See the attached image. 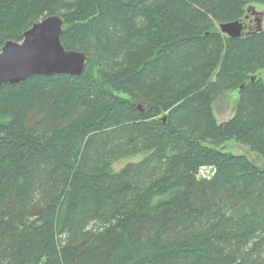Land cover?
<instances>
[{
    "label": "trees",
    "instance_id": "1",
    "mask_svg": "<svg viewBox=\"0 0 264 264\" xmlns=\"http://www.w3.org/2000/svg\"><path fill=\"white\" fill-rule=\"evenodd\" d=\"M250 3L264 0H0V47L59 15L98 74L0 86V264H264V24L216 27Z\"/></svg>",
    "mask_w": 264,
    "mask_h": 264
},
{
    "label": "water",
    "instance_id": "2",
    "mask_svg": "<svg viewBox=\"0 0 264 264\" xmlns=\"http://www.w3.org/2000/svg\"><path fill=\"white\" fill-rule=\"evenodd\" d=\"M250 4L245 6V13L251 11L256 14V26L244 30L246 24L242 18L223 22L218 25L223 35L241 37L263 29V12H255L254 6ZM63 31V19L54 14L32 23L23 32L20 42L6 40L0 47V86L4 83H20L34 74L82 75L89 56L80 51L65 49L61 43ZM137 108L143 111L141 105L138 104Z\"/></svg>",
    "mask_w": 264,
    "mask_h": 264
},
{
    "label": "rangeland",
    "instance_id": "3",
    "mask_svg": "<svg viewBox=\"0 0 264 264\" xmlns=\"http://www.w3.org/2000/svg\"><path fill=\"white\" fill-rule=\"evenodd\" d=\"M254 6L255 12H263L264 14V3H253L250 4ZM247 18V19H245ZM245 18H242L246 23L245 27H252L254 28L256 26V14L251 11H246ZM250 20V21H249ZM261 24H264V15ZM216 27H218L216 25ZM219 28V27H218ZM245 30V29H244ZM86 68H89L92 72L93 76L98 78L97 74V67L92 64V62H89L87 64ZM85 68V70H86ZM254 79L259 76L260 80L264 83V69H261L256 72V74L251 75ZM242 85H240L241 87ZM238 99V89H233L229 91H225L218 95V97L211 103L212 113L215 117L217 122H221L223 120H226L230 118L233 115V109L235 106V103ZM162 116V114H160ZM159 117V116H158ZM210 145V144H209ZM217 148H220L221 150H224L226 152H232L235 154H246L252 161H254L257 164H262L263 159L258 156L255 152L250 151L247 149V147L235 142L234 140H227L217 145ZM138 156H131L125 159H120L117 161L112 162L110 166V172H118L121 170L128 162H134L137 161ZM210 172V167L205 166L201 167L200 174L201 175H208Z\"/></svg>",
    "mask_w": 264,
    "mask_h": 264
},
{
    "label": "flooded vegetation",
    "instance_id": "4",
    "mask_svg": "<svg viewBox=\"0 0 264 264\" xmlns=\"http://www.w3.org/2000/svg\"><path fill=\"white\" fill-rule=\"evenodd\" d=\"M244 16H245V14H244ZM244 16H243V18H245ZM245 19H247V18H245ZM249 21H250V20H249ZM255 21H256V20H255ZM245 23H246V22H245ZM251 28H252V27H249V26H248V27H245V30H250Z\"/></svg>",
    "mask_w": 264,
    "mask_h": 264
}]
</instances>
